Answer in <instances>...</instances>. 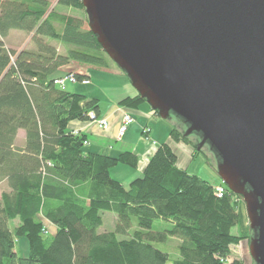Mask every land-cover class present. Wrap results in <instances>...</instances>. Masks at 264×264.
<instances>
[{
	"label": "trees",
	"instance_id": "1",
	"mask_svg": "<svg viewBox=\"0 0 264 264\" xmlns=\"http://www.w3.org/2000/svg\"><path fill=\"white\" fill-rule=\"evenodd\" d=\"M87 23L82 0H58L53 10L49 0H0V264H226L232 246L253 237L250 225L243 235L232 234L242 216L233 199L242 197L226 189L218 198L216 185L179 167L168 143L125 187L110 170L137 169L139 157L91 153L88 136L70 130L72 122H90L89 112L100 117V109L96 99L54 83L73 74L78 82L86 79L62 69L117 67ZM17 31L32 34L33 48L7 47L4 40ZM142 103L139 95L122 106ZM170 122L172 141L188 145L193 158L205 154L181 121ZM106 215L115 218L112 231L103 229ZM156 221L170 227L154 231ZM44 222L55 228L53 235ZM19 238L29 242L27 258L17 251ZM172 242L178 243L175 258L159 247Z\"/></svg>",
	"mask_w": 264,
	"mask_h": 264
},
{
	"label": "water",
	"instance_id": "2",
	"mask_svg": "<svg viewBox=\"0 0 264 264\" xmlns=\"http://www.w3.org/2000/svg\"><path fill=\"white\" fill-rule=\"evenodd\" d=\"M88 27L160 119L179 120L243 198L264 264V0H82Z\"/></svg>",
	"mask_w": 264,
	"mask_h": 264
},
{
	"label": "crops",
	"instance_id": "3",
	"mask_svg": "<svg viewBox=\"0 0 264 264\" xmlns=\"http://www.w3.org/2000/svg\"><path fill=\"white\" fill-rule=\"evenodd\" d=\"M13 32L10 33L8 37H11ZM19 33H23L20 32ZM17 34V33H15ZM7 37V39H8ZM16 51L18 50L15 49ZM23 50L21 48L18 51ZM75 72L86 79H88L91 84L89 85H82L80 84L81 89L73 90L77 94L86 95L89 99L97 100L99 102V109H100V117L104 119H108V122L110 123V126L108 130L104 131L100 129V127L96 124H93L91 121L82 123V122H72L70 124V130L75 134L79 133L81 135H87L88 136V142L87 150L94 154H103V155H112V156H118L120 153L123 152H133L135 155H137L140 159L139 167L138 169H134L131 171H118L117 175L118 177L115 178L112 176V171H115V169H120L123 167H115L114 169L110 170V175L115 180H117L120 183H123L125 187L129 186L130 183H132L133 180L139 179L142 176V172L147 166V163L152 158L158 147L163 145L164 143H168L173 151L175 152V148L172 145L171 137L169 136L166 139H163L161 142L156 141L155 139L153 141L147 140V144L145 142L140 141L138 139L140 129L144 126H147L151 121H157V119H160L159 116L156 115L155 111H153L150 107H145V104L142 103L139 105L138 108L133 109L134 112L129 111L132 115L135 113V118L137 119L138 123H134V129H132V132L136 133L137 138L130 137L129 138V130L126 133L127 135L122 139L118 140V130L121 126V121L124 116V114L129 113L127 112V108L122 106V102L128 98H135L138 95L137 91L134 90V88L131 85L130 80L119 70H99L96 68H91L87 66H79L75 63H73L71 66H68L64 69H62V72ZM94 73V74H91ZM70 84V83H69ZM67 84V85H69ZM66 85V86H67ZM63 87V89L66 88ZM91 87V88H88ZM88 89H91L89 91ZM132 126V125H131ZM151 137L155 132H153V129H151ZM135 136V137H136ZM153 138V137H152ZM18 144L22 146L25 142V133L24 131H21L18 135ZM177 149L181 151L183 154H188L189 156L192 155V153L189 151L191 148L187 145L183 144H177ZM190 148V149H189ZM178 155V154H177ZM185 156V155H184ZM180 156L178 155V165L181 169H186L185 164H180L179 161ZM123 166V165H122ZM120 167V168H119ZM128 168L127 166H125ZM185 167V168H184ZM128 183V184H127ZM2 188H4V185L0 187L1 189V195H2ZM0 195V198H1ZM110 218H113V221H115L114 216L109 215Z\"/></svg>",
	"mask_w": 264,
	"mask_h": 264
},
{
	"label": "rangeland",
	"instance_id": "4",
	"mask_svg": "<svg viewBox=\"0 0 264 264\" xmlns=\"http://www.w3.org/2000/svg\"><path fill=\"white\" fill-rule=\"evenodd\" d=\"M51 2V10H53L55 8V6L58 3V0H49ZM61 11L67 15H73L76 17L81 18L82 17V11L79 12L77 10H73V9H61ZM86 27H88V23L86 24ZM89 28V27H88ZM17 33V34H15ZM11 37H8V39L6 38L4 40V42H6V45L9 49H11L12 51L18 52V50H20L21 48L23 49H28V48H33V43L31 41L32 39V34L31 35H27L25 33H19V31L17 32H13L11 34ZM56 45V44H55ZM57 50H59L60 53H65L66 50H64L63 46L60 45H56ZM18 50L16 51L15 49ZM105 69H109V70H119L117 67H115L114 65H112L111 63H109V66ZM104 69V70H105ZM120 71V70H119ZM121 72V71H120ZM94 74V73H91ZM91 84V83H90ZM91 88V87H88ZM76 89H81L83 90V88L80 87V84H69L66 86L65 90L68 91L69 93H76L73 90ZM89 91H91V89H88ZM149 107L148 104H145V107ZM134 108H127V112L129 111H133ZM126 114H131L126 113ZM132 115V114H131ZM135 113H133L132 117L134 119V123H138L137 119L134 117ZM108 120V119H107ZM96 124V123H93ZM98 125V124H96ZM99 126V125H98ZM135 125L133 124L132 126L129 127V138L133 137V138H137L136 133L132 132V129H134ZM171 126H172V122L170 121H165L163 119H157V121H151V123H149L147 126H143L140 129V134H139V138L140 141L145 142L147 144V140L148 142H150L149 140L153 141L154 139L156 141L161 142L163 139L168 138L169 136L171 137ZM100 127V126H99ZM101 129V128H100ZM151 129H153V132H155L153 134V138L151 137ZM103 130V129H102ZM106 131V130H104ZM136 136V137H135ZM164 143V141H163ZM177 144H183V143H177L172 141V145L175 148V153H177L180 158L179 161L181 162L180 164L184 165L186 167V170L188 171L189 174L194 175V176H199L200 178H202L205 181H209L212 184L218 186V184H220V177L217 173L216 170V166H217V162H215L214 160V156L212 155V153L206 148L205 149V154H200L198 156H196V158H193L192 155V149H190L189 151L192 153L191 156H189L188 154H183L181 153L180 150L177 149ZM184 145V144H183ZM186 145V144H185ZM188 146V145H187ZM189 147V146H188ZM185 155V156H184ZM120 169H115V171H112V176L119 179V174L117 175V172L122 170V171H131L134 170L133 168H126L124 165H119ZM184 167V168H185ZM114 169V168H112ZM138 169V168H137ZM128 184V183H127ZM1 192V189H0ZM1 195V193H0ZM235 204H237L239 206L240 212H241V221H239V225H237L236 227L233 228L232 230V234L234 235H243V227L245 228V226L249 225L248 222V215L246 212V204H244V202L238 198H234L233 199ZM104 230H108V231H112L115 228L114 225V221L113 218L111 219L109 215H106L104 217ZM136 223V220H135ZM46 229L49 231V234H54L55 233V228L49 224L48 222H44ZM170 226L168 224H164L161 223L160 221H156L155 224L153 225V230L154 231H159L162 229H166L169 228ZM178 243L177 242H172L169 243L167 245H163V244H159V247L161 250L165 251V252H169L172 256V258H175V254H176V247H177ZM250 243L249 240L247 239H243L238 245H234L232 246V253L230 255V257L228 258V260L226 261V264H233V262L235 261V263L237 264H254L253 258H251V254H250V247H249ZM17 251L19 252V255L21 257L27 258L28 254H29V250H30V246H29V242L27 240V238H19L17 241ZM172 249V250H171ZM175 249V250H174ZM172 264V263H171Z\"/></svg>",
	"mask_w": 264,
	"mask_h": 264
},
{
	"label": "built area",
	"instance_id": "5",
	"mask_svg": "<svg viewBox=\"0 0 264 264\" xmlns=\"http://www.w3.org/2000/svg\"><path fill=\"white\" fill-rule=\"evenodd\" d=\"M54 83L57 86H59L60 88H62V87H65L69 83L72 85L73 84L89 85L91 82L87 79H84V81L82 83L78 82L76 76L73 74V75H69V76H65V77L62 76V78L56 79L54 81ZM88 114H89L90 121L92 123L98 124L100 126V128L103 130H108V128L110 126V123L108 122V120L101 118V117H98L93 112H89ZM121 123L122 124L119 127V130L117 133L118 134V140H122L127 135L126 133L128 132L129 127L134 124V119H133L131 114H124ZM88 144H89L88 142L85 143V146H87ZM226 189H227L226 186L218 184V186L215 187L216 196L218 198L224 197V195L226 193Z\"/></svg>",
	"mask_w": 264,
	"mask_h": 264
}]
</instances>
